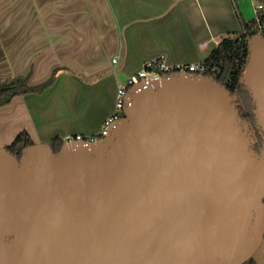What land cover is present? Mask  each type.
I'll use <instances>...</instances> for the list:
<instances>
[{
    "label": "water",
    "instance_id": "1",
    "mask_svg": "<svg viewBox=\"0 0 264 264\" xmlns=\"http://www.w3.org/2000/svg\"><path fill=\"white\" fill-rule=\"evenodd\" d=\"M239 95L212 74L137 83L95 140L0 146V264H244L264 239V33Z\"/></svg>",
    "mask_w": 264,
    "mask_h": 264
},
{
    "label": "crops",
    "instance_id": "2",
    "mask_svg": "<svg viewBox=\"0 0 264 264\" xmlns=\"http://www.w3.org/2000/svg\"><path fill=\"white\" fill-rule=\"evenodd\" d=\"M240 1L0 0V77L32 69V80L39 82L55 66H68L43 92L18 95L0 107L10 110L6 117L12 124L5 130L15 137L26 130L34 141L97 133L114 109L100 115L93 107L74 122L69 116L68 126L66 116L53 110L52 103L67 100L63 93H52L54 85L88 84L110 74L116 96L118 84L154 55L165 53L170 62L203 61L224 36L252 19ZM26 16L36 17V31L11 25ZM252 257L264 264V239Z\"/></svg>",
    "mask_w": 264,
    "mask_h": 264
},
{
    "label": "trees",
    "instance_id": "3",
    "mask_svg": "<svg viewBox=\"0 0 264 264\" xmlns=\"http://www.w3.org/2000/svg\"><path fill=\"white\" fill-rule=\"evenodd\" d=\"M258 14L264 17V9L259 10ZM259 27L262 28L261 32L264 33V25L260 26L256 17L251 20H243L241 29L224 36L203 60L205 64L203 73L216 76L218 80L225 82L228 88L233 92L239 89L241 91H246L244 86L240 83L239 78L248 55V37L259 32ZM67 67L66 65L55 66L51 74L46 79L39 82H34L32 80V69L26 73L0 77V107L11 103L18 95L43 92L54 83L57 71L60 68ZM251 108H253V106L246 110L254 119ZM33 142L35 141L30 137L29 133L26 130H22L17 134L14 140L6 146L11 151L20 155L21 146ZM50 142L55 150H59L64 142V138L56 135ZM246 262L255 264L253 257Z\"/></svg>",
    "mask_w": 264,
    "mask_h": 264
},
{
    "label": "rangeland",
    "instance_id": "4",
    "mask_svg": "<svg viewBox=\"0 0 264 264\" xmlns=\"http://www.w3.org/2000/svg\"><path fill=\"white\" fill-rule=\"evenodd\" d=\"M240 2L246 16H248L249 18H253V16H256L259 11L256 8L257 4L259 2L264 3V0H241ZM31 17L26 16L20 22L19 20H15V23H12L11 25L15 24L14 29L20 28L24 30L31 29L36 31V17L34 19H32ZM9 28L11 29L13 27L10 26ZM259 28L261 31L262 28ZM109 75L110 74H107L106 76L104 75V79H96L88 84L82 83L76 86L74 83L69 81L66 85L62 83L54 85L52 92L53 94L63 93L67 97V100L65 102L56 101L55 103H52L54 104L53 110L55 114L60 115L63 113L67 118L65 120V124L69 126L70 124H72V122L70 121V123L68 120L69 116L73 119L72 121L74 122V119H76L78 114L86 112L93 107H97L100 115L104 111L115 109L116 83L112 79L109 80ZM34 99L32 98L30 100L31 103L35 101ZM6 109L7 108H0V146L11 143L15 138L14 135H11L12 131L5 130L8 125L12 124L11 120L6 117L8 116V114L6 113H8V111L10 110ZM244 264L249 263L245 262Z\"/></svg>",
    "mask_w": 264,
    "mask_h": 264
},
{
    "label": "built area",
    "instance_id": "5",
    "mask_svg": "<svg viewBox=\"0 0 264 264\" xmlns=\"http://www.w3.org/2000/svg\"><path fill=\"white\" fill-rule=\"evenodd\" d=\"M258 10L264 9V3L259 2L256 7ZM256 20L260 26L264 25V17L257 13ZM116 60V59H114ZM205 64L199 62H170L165 53H159L146 59L142 67L135 73L131 74L126 80L118 84L115 96V109L108 115L97 133L94 134H68L64 137V141L72 139L95 140L106 135L115 120L124 115V107L127 104L130 89L137 83L145 82L153 77L168 74L175 71H187L190 73H203Z\"/></svg>",
    "mask_w": 264,
    "mask_h": 264
},
{
    "label": "flooded vegetation",
    "instance_id": "6",
    "mask_svg": "<svg viewBox=\"0 0 264 264\" xmlns=\"http://www.w3.org/2000/svg\"><path fill=\"white\" fill-rule=\"evenodd\" d=\"M234 93H237L239 95V99H238V103H239V107H240V111L241 114L244 118L250 120V121H254L252 115H250L249 113H247V108H250L252 106V101H251V97L248 94V92L246 91H241L240 89L235 91ZM253 108H251L252 110Z\"/></svg>",
    "mask_w": 264,
    "mask_h": 264
}]
</instances>
